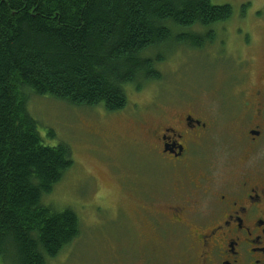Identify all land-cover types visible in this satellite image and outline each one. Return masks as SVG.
Instances as JSON below:
<instances>
[{
    "label": "trees",
    "instance_id": "obj_1",
    "mask_svg": "<svg viewBox=\"0 0 264 264\" xmlns=\"http://www.w3.org/2000/svg\"><path fill=\"white\" fill-rule=\"evenodd\" d=\"M231 14L211 0H0V264H47L80 232L72 209L44 201L73 153L44 143L31 101L125 110L161 80L156 49H202Z\"/></svg>",
    "mask_w": 264,
    "mask_h": 264
},
{
    "label": "rangeland",
    "instance_id": "obj_2",
    "mask_svg": "<svg viewBox=\"0 0 264 264\" xmlns=\"http://www.w3.org/2000/svg\"><path fill=\"white\" fill-rule=\"evenodd\" d=\"M211 2L232 8L227 25L214 27L216 41L210 46L205 41L203 49L188 44L156 49L153 55L163 57L155 66L161 80H152L138 93L129 91L125 110L108 115L96 109L71 107L57 99L39 98L27 107L39 122L44 143L66 144L73 153L72 167L44 201L53 202L58 210L72 209L80 232L47 264H123L127 260L137 264L140 261L135 260L140 257L160 264L171 262L176 255L169 229L157 227L155 230L166 234V239L156 240V231L149 229L154 225L153 212L144 207L143 213L135 209L138 200L151 202L155 189L163 186L159 178L164 175L165 164L151 150L153 128L162 122L159 111L176 114L189 109L203 116L204 110H216L214 91L222 83L221 71L231 62L225 54L234 55L232 50L237 46L232 37L234 29L241 28L256 39L249 50L257 60L254 72L257 68L259 71L264 55V0ZM189 31L194 29L179 30ZM145 54L150 56L152 52ZM212 148L219 150V145Z\"/></svg>",
    "mask_w": 264,
    "mask_h": 264
},
{
    "label": "flooded vegetation",
    "instance_id": "obj_3",
    "mask_svg": "<svg viewBox=\"0 0 264 264\" xmlns=\"http://www.w3.org/2000/svg\"><path fill=\"white\" fill-rule=\"evenodd\" d=\"M233 33L237 46L234 55L225 54L231 62L222 59L230 65L214 91L216 110L203 116L159 111L162 122L153 128L151 150L165 164L163 186L135 209L153 212L149 229L166 227L175 242L176 255L160 264H264V55L254 72L257 60L249 50L256 39L241 28ZM155 231L165 242L166 234Z\"/></svg>",
    "mask_w": 264,
    "mask_h": 264
}]
</instances>
